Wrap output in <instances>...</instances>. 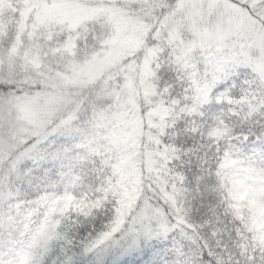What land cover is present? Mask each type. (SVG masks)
I'll return each instance as SVG.
<instances>
[{
	"label": "snow or ice",
	"instance_id": "snow-or-ice-1",
	"mask_svg": "<svg viewBox=\"0 0 264 264\" xmlns=\"http://www.w3.org/2000/svg\"><path fill=\"white\" fill-rule=\"evenodd\" d=\"M79 3V23L43 28L35 13L25 26L31 0H0L6 112L54 93L61 71L105 69L81 93L95 138L0 174V264H264V234L230 198L243 172L224 171L264 170V77L246 59L264 62V0ZM121 118L138 126L127 144L111 136ZM81 152L90 162L73 163Z\"/></svg>",
	"mask_w": 264,
	"mask_h": 264
},
{
	"label": "trees",
	"instance_id": "trees-1",
	"mask_svg": "<svg viewBox=\"0 0 264 264\" xmlns=\"http://www.w3.org/2000/svg\"><path fill=\"white\" fill-rule=\"evenodd\" d=\"M36 1L40 5L51 4L48 0H31L33 7H30L26 12V27H30L27 24V17L35 13L34 5ZM74 8L76 9L77 6L74 5ZM23 33V28L17 31L16 46L12 50L13 56L17 55L23 43L21 40ZM30 39L31 36L29 37ZM40 62L41 58L39 56L33 57L32 63L34 67L38 68ZM38 79L40 83L44 80L43 77H38ZM91 84L69 87L67 90L62 91L70 99V102L53 117L51 122L49 121L45 133H41L38 137L25 138V135L19 132L23 121L19 117L17 107L19 101L30 99L38 94L28 95L26 93L23 96L16 97L14 101L10 102L11 110L8 112L4 108H0V174H3L5 177L17 175L19 174L21 164L37 156L47 157L49 160L74 157L76 149L73 144V138L76 141H87L88 139L85 138L93 136L91 134L93 131L91 118L85 117L86 106L81 98V93L89 88ZM85 119L88 121L87 124L83 123ZM51 137L56 138L57 146L54 149L51 145H49L48 149H38V145ZM62 139L65 141V145L59 143ZM30 141L34 143H29ZM85 160L90 162V157L81 152L79 157L73 159V163L79 165L83 164ZM6 162H8L7 167H5ZM224 171L229 177H235L237 171L243 172L242 179L231 183L230 198L234 201L235 205L233 210L238 218L249 222L258 233L264 234V189L254 187L264 184V170L251 166L245 169H237V166L232 164L226 166Z\"/></svg>",
	"mask_w": 264,
	"mask_h": 264
},
{
	"label": "rangeland",
	"instance_id": "rangeland-1",
	"mask_svg": "<svg viewBox=\"0 0 264 264\" xmlns=\"http://www.w3.org/2000/svg\"><path fill=\"white\" fill-rule=\"evenodd\" d=\"M74 5L77 6L76 9ZM34 8V19L43 28L63 24L75 25L79 23L84 13L79 0H52L50 5H47V3L40 5L36 1ZM71 8L72 10H70ZM246 59L252 63L254 70L264 77V62L255 60L250 56ZM104 70V67L96 65H89L87 67L73 66L67 74L61 72L56 76L53 85L55 89L54 93L48 95L38 94L39 96L36 95L30 99L19 101L17 107L19 117L23 121L19 132L25 135V138L38 137L41 133H45L49 121L51 122L53 117L70 102V99L62 91L67 90L69 87L89 85L98 79ZM41 83L44 84L45 80H42ZM99 130L98 127L93 126V131L91 132L93 136L85 139H94ZM137 135V123L123 118L117 121L115 129L111 133L113 142L119 144H127L129 141L134 140ZM128 164V159L122 161V166L126 167ZM229 165H232V163L226 166Z\"/></svg>",
	"mask_w": 264,
	"mask_h": 264
}]
</instances>
